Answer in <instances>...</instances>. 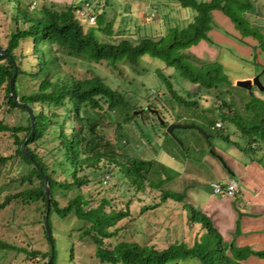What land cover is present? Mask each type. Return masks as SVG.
<instances>
[{
	"label": "trees",
	"instance_id": "obj_1",
	"mask_svg": "<svg viewBox=\"0 0 264 264\" xmlns=\"http://www.w3.org/2000/svg\"><path fill=\"white\" fill-rule=\"evenodd\" d=\"M172 2L177 3L180 11H184L183 15L186 11L191 13L188 18L180 20L189 19L188 24H174L163 36L145 35L135 39L128 36L129 39L118 40V35L112 33L110 24L106 23L102 28L86 23L87 18L95 15L96 9H90L88 17L82 19L77 15L79 8L74 4L63 9L56 7L58 4L54 3L38 6L34 0H0V12L3 13L2 4L8 3L13 7L15 14L11 16V20L16 24V29L10 34L6 45L0 43V48L8 54L0 56V107L7 112L21 110L26 116V124L17 127L9 126L0 119V134L7 136L13 148L10 155L0 156V169L8 161L19 158L31 168L28 173L18 177H4L2 186H13L17 191L7 195L0 202V211L10 205H42L40 226L47 246L46 250L42 251L30 243L31 239L26 247L0 239V252L22 255L23 264H45L50 255L43 225L47 207L43 179L21 152V146L31 132L30 119L25 109L15 105L9 90L15 62L17 75L14 90L19 101L30 106L34 113V132L26 143V149L49 182L48 225L54 249L51 264H57L59 246L56 237L58 235L50 226L51 214H55L59 219L73 214L77 220L87 222L88 225L81 231L78 240L86 239L91 243L94 257L101 264H179L188 259H196L200 264H246L251 257L264 260V251H255L247 243L240 245L236 239L232 240L233 237L226 240L209 215L185 201V191L166 188L169 180L164 175L165 167L155 161L125 157L117 152L108 140L102 143L99 133L103 124L115 120V129L119 130L122 125L130 124L135 118L131 111L142 109L136 105H128L125 94L118 88H111L99 75L89 71L90 76L78 77L64 68L68 61H75L85 64L87 68L103 66L115 72L119 71L120 66L137 67L140 65V57L149 55L162 63L163 70H175L191 84L205 86L209 91L214 90L222 83L229 82L221 69L226 60L223 58V62L207 64L211 68L205 72L203 54L200 57L195 56L191 49L202 44L214 51L219 49L222 45L214 42L210 33L221 28L224 35L250 48L253 67L264 69V26L248 21L246 17L254 3H264V0ZM215 13H220L228 20L235 34L218 23L214 18ZM19 23L25 24L26 28H19ZM99 34L104 35L106 39ZM24 41H30L32 44L30 59L21 51V43ZM26 58L27 61L23 64L22 61ZM226 64L229 65V62ZM157 71L156 76L166 84L167 92L164 94L175 101L177 99V103H181V110H189V104L196 105L199 102L197 98L186 102L182 97H178L171 87L169 76L162 75L160 69ZM20 77L36 81L37 89L33 93L20 96ZM222 97L219 93L213 95V101L219 105L218 110L214 111L216 116L225 115L232 118L234 124H241L239 115L232 110L233 100L227 101ZM222 108L227 109L226 114ZM151 110L156 111L165 125L172 121L181 122V119L188 116V113L179 112L175 115L177 119L167 121L161 117L157 107L148 106L147 111ZM255 112L261 114L263 109ZM69 122L72 124L67 130ZM215 122L216 118L212 120L211 126H214ZM263 126L264 117L261 125L243 127L242 133L247 135L252 130L251 141L260 139L264 143V131L260 133L257 130L263 129ZM223 140L231 142L229 139ZM49 143H53L52 147ZM106 180L109 181V189L113 190L114 194L108 199L103 196L96 205H92L93 201L84 196V188L94 187L97 194H103ZM123 185H126L128 190H134L136 194H143L146 189H149L148 192L157 190L152 204L144 205L140 209V216L165 206L168 202L176 205L174 210L183 213L181 236L170 239L164 248L118 238L125 227L117 228L115 225L131 216V200L121 201L125 209L118 211L113 205L114 201L120 198L116 190L119 191ZM70 190H75L78 196L66 204H61L59 195ZM74 247L75 245L70 249V260L74 258Z\"/></svg>",
	"mask_w": 264,
	"mask_h": 264
},
{
	"label": "rangeland",
	"instance_id": "obj_2",
	"mask_svg": "<svg viewBox=\"0 0 264 264\" xmlns=\"http://www.w3.org/2000/svg\"><path fill=\"white\" fill-rule=\"evenodd\" d=\"M33 1V0H30ZM36 5L41 6L44 4H58L56 7L65 8L69 5H76L82 7L77 11V15L82 19L88 17L87 13L90 9H96L95 15L90 16L94 20L87 18V24L90 26L104 27L110 24L112 33L118 35V40L132 39L141 37L143 35H153L155 33L148 31L149 25L154 24V20L157 18L156 9L149 4L152 3L150 0H34ZM173 3V12H178V21L176 24L186 25L189 19L186 21H180L181 19L188 18L189 12H185L189 15H183L184 11H180L177 7V3ZM158 6V5H157ZM256 7V6H255ZM0 12V43L6 45L7 40L11 33L16 29V24L11 20V16L15 14L12 6L8 3L2 4ZM158 9V7H157ZM176 9V10H175ZM264 8L259 9V16L255 14L256 10L246 14L248 21L256 24H262L264 26V16H262ZM175 14V13H174ZM95 16V17H94ZM222 17V16H221ZM96 18V20H95ZM133 18L136 19L135 28L133 32ZM223 18V17H222ZM246 19V18H245ZM149 21V22H146ZM191 21V19H190ZM218 23L230 33H234L231 24L226 18ZM146 23V24H145ZM156 23L153 25L155 26ZM19 28H26L23 23L18 24ZM132 27V29H131ZM168 29V28H167ZM167 29H162L161 32L156 31V35L163 36L167 33ZM221 28L215 32L210 33V37L214 42L222 45L216 51L211 50L206 44H202L197 48L191 49V53L195 56H204L203 64L205 72L211 68L207 64H216L223 62L222 59L229 62H223L221 65L222 72L226 75L229 80L228 83H222L217 89L206 90L205 86H197L191 84L188 80L184 79L175 70L165 71L162 68V63L157 59L149 55L140 57L139 66L134 67L132 65L120 66L119 71L112 72L111 70L97 66L93 69L87 68L83 63L68 61V64L64 66L65 70L78 77L90 76L89 71L94 75H99L105 83L110 85L111 88L119 89L125 94L126 103L128 105H136L142 110H133L131 114L135 117L132 119L130 124L122 125V128L115 129V120H111L103 124L102 131L99 133V138L102 143L104 140H108L112 147L123 156H129L130 158H140L147 161H155L157 164L162 165L164 168V175L168 177V184L166 188L177 191H185V201L196 207L198 210L206 213L211 218L208 202L210 205L219 198L212 196L209 189L208 182L211 178H218L217 172H220L223 176H228L230 173L224 169L221 163L215 158L213 153L220 156L225 161L228 168L232 170L231 158L236 159L242 167H246L249 172V168L258 169L264 177V143L262 140L251 141V133H242L243 127H252L260 124L264 117V92H259L254 87L251 91L237 87V81L246 80L252 78L254 74L260 75V82L264 86V69L260 67H253V56L250 55V48L243 46L230 39V36L224 35ZM223 29V30H224ZM100 35V34H99ZM105 38L104 35H100ZM231 41H233L231 43ZM250 42V41H249ZM251 43V42H250ZM32 44L30 41H24L21 43V51L28 55V59L31 57ZM19 52V51H18ZM212 57L211 59L209 58ZM264 58H262L263 60ZM27 61V58L23 60V64ZM234 62L236 64H234ZM158 69L162 71V75H168L171 87L177 93L178 97H182L186 102L193 101L196 99L199 101L196 105L189 104V110L186 108H180L181 103H177L166 93V84L159 79ZM204 72V73H205ZM161 80V81H160ZM19 95H27L33 93L37 89V82L33 79L26 77H20L18 80ZM209 92V94H207ZM219 93V96L229 101L233 100V107L236 115L240 117L241 124H234L232 118L223 116H216V112L219 105L213 101V95ZM0 93V104H1ZM166 95V96H164ZM212 96V97H211ZM190 100V101H189ZM154 106L159 109L161 117L175 120V115L179 112L188 113L187 117L181 119L180 123H194L200 128L205 129L204 131L210 135L208 141L205 137L200 135L193 129H175L173 134L175 138L181 143L179 144L168 134L165 133L163 127H161L159 120L154 116V111H145L148 106ZM106 105L104 106V108ZM261 114H257L255 111H261ZM225 114L227 109H223ZM142 111L140 114L139 112ZM137 112V113H136ZM254 115L256 116L254 118ZM219 118L223 122L222 129H210L212 120ZM0 119H3L4 123L9 126H20L26 124V116L21 110H12L7 112L0 107ZM145 119V121H144ZM190 123V124H191ZM69 122L66 129H69ZM244 124V125H243ZM263 129H257L260 133H263ZM221 139H229L230 142H224ZM56 143L58 141H55ZM214 145L212 152L208 148V143ZM230 143V144H229ZM252 143L255 148L250 149ZM50 144V143H49ZM53 143L50 144L52 147ZM48 146V145H46ZM13 152L11 142L7 139V136L0 134V156H8ZM213 164L217 165L218 169H215ZM30 166L25 164L20 158L8 161L3 168L0 169V202L3 199L17 190L13 186L4 187L2 182L4 177H18L22 174H26L30 171ZM213 169V170H211ZM231 170V171H232ZM257 170V171H258ZM233 172V171H232ZM244 172V171H243ZM177 175H179L177 177ZM235 180V179H233ZM238 182V181H237ZM109 181L106 180L104 184L105 193L97 194L94 187L84 188V196L92 202V205H96L101 197L111 198L114 194L113 190L109 189ZM238 185V194L244 189L245 191L252 194L247 187ZM241 187V188H240ZM19 190V189H18ZM147 193L136 194L134 190H128L126 185H123L121 189L116 193L119 195V199L114 201V206L117 211L125 209L121 201L131 200L129 206L130 217L125 218L118 222L115 227L119 228L124 226L125 229L120 232L118 238H124L128 241H139L145 244H155L159 248L166 247V243L171 239L179 238L182 234V223L183 213L175 211L172 202H168L165 206L156 208L145 212L144 215L140 216V209L144 205L152 204V199L155 198L157 190H152ZM236 194V207L240 205V198ZM78 196L75 190L66 191L59 195L61 204H66L69 200ZM233 199V198H231ZM227 204L230 199L226 198ZM221 210H227L225 214L222 213V218L218 217L217 221L213 220L216 227L223 235L226 240H237L241 245L244 244V238L249 239L252 236H256L257 233H262L260 229L251 231L249 236H244L243 231L237 225L236 220L243 218L239 216V212H235V206L227 208L220 206ZM42 205H10L4 210L0 211V239L7 241L11 244H15L19 247H26L30 243H33L34 247L45 251L47 246L43 232L41 230L40 221L42 219ZM243 210V211H242ZM240 213L253 211L247 207H244ZM229 211V212H228ZM234 217V220H233ZM88 223L79 221L73 214L66 216L64 219H59L55 214L50 216V226L52 231L57 233L58 236V260L57 264H101L99 260L94 257V249L90 242L86 239L78 240L81 231L87 226ZM20 226V228H18ZM231 231V232H230ZM257 242H261L259 239ZM263 243V240L262 242ZM237 244V243H236ZM248 244V242H247ZM249 244H252L249 241ZM74 247V258L70 260V249ZM253 245V244H252ZM251 247V246H250ZM258 251H264V247ZM24 257L17 256L14 253L0 252V264H23ZM179 264H200L196 259H188L184 263ZM246 264H264V260L259 258L251 257Z\"/></svg>",
	"mask_w": 264,
	"mask_h": 264
},
{
	"label": "crops",
	"instance_id": "obj_3",
	"mask_svg": "<svg viewBox=\"0 0 264 264\" xmlns=\"http://www.w3.org/2000/svg\"><path fill=\"white\" fill-rule=\"evenodd\" d=\"M49 1H52V0H49ZM151 2L152 3H150L149 5L153 6L156 9L157 18L154 20V24L156 23L155 26H153L154 24L149 25V23H148V31L155 33L154 36H160L159 34L156 35V31L160 33L162 29H167V28L173 26L174 24H176V21H178L180 18H178V12H176V11L173 12V10H172L173 9L172 0H152ZM157 7H158V9H157ZM261 7L264 8L263 2L254 3L252 6V9L250 11H248L247 14L251 11H254V9H255L256 10L255 14L257 16H259L260 15L259 9L261 11ZM78 8L81 9L82 7H78ZM261 13H262V16H264V11H262ZM221 16L222 15L220 13H215L214 18L216 20L218 19L219 21L222 22L224 17L222 16L223 17L222 18ZM135 21H136V19L133 18V22H132L133 29L131 27L133 32L135 29L136 30L140 29V28H135V26H136ZM146 22H149V21H146ZM143 36H145V35H143ZM151 36H153V35H151ZM234 64H236V63L234 62ZM172 122H170V123H172ZM218 122L222 124V127L217 128V129H222L223 128L222 121L219 120V118H216L215 124ZM175 123H180V122H175ZM181 124H187V123H181ZM215 124H214V126L210 125L209 128L214 129ZM203 130H205V129H203ZM221 140H223V139H221ZM224 142H227V141H224ZM253 145H256V143H252V146L250 149L255 148ZM220 156H221V154H220ZM230 160H231L230 164L232 165L233 170L230 167H229V169L232 170L234 174L232 176L231 175L223 176L220 172H217L218 178H211L208 182H216L219 185H221V187L225 188L231 179H235L236 182L238 181L237 184L239 183L241 186L247 187V189L253 193L250 194L249 192L245 191L244 189H242L239 192V194L237 192L238 197H241V198H240V202H239L240 205H238L239 207H236V203H234V201H235L237 195H235L233 197V199L225 197L224 195L217 196V195L213 194V192L210 188V185H209L211 195L216 196L219 199H217L215 201L211 200V202H213L211 205H210V202H208L207 208H209L210 213H212V216H214V217H212V220H216V221H217L218 217L222 218V213L225 214V212H227L226 209H224L223 212L220 211L221 210L220 206H223V208L224 207L232 208V206H235L236 209H238L239 211L244 209V207L252 209L253 211L250 210V212H247V211L243 212V214L241 215V217H243V218H240V220H238V221L236 220V222H237V225L239 226V228L244 232L243 235L245 237L251 235V234H249L251 231H253L255 229L262 228V229H260L262 233L256 232L255 237L252 236L249 239L244 238V242L245 243L248 242V244H249V241H250L253 245L249 244V246H251V248H253L255 251H257L260 248L264 247V177L258 169L251 167L248 169L249 170V172H248L246 170V167H243L242 169H240V167H242L243 165H241L239 162H237L236 159L231 158ZM213 166L215 169H218L217 165L213 164ZM211 170H213V169H211ZM226 198L230 199L231 202H229V204H227ZM233 220H234V217H233ZM214 225L216 227H218L215 224V222H214ZM258 239L261 242L263 240V243L257 242Z\"/></svg>",
	"mask_w": 264,
	"mask_h": 264
},
{
	"label": "water",
	"instance_id": "obj_4",
	"mask_svg": "<svg viewBox=\"0 0 264 264\" xmlns=\"http://www.w3.org/2000/svg\"><path fill=\"white\" fill-rule=\"evenodd\" d=\"M0 56H8V54L3 49L0 48ZM13 67H14V71H13V74H12L10 81H9V90H10V95L13 98L15 105H17L20 108L25 109V111L27 112V115L30 119L31 132L28 135V137L25 139V141L23 142V144L21 146V152L31 162L32 166L38 171V173L41 175V177L43 179V193H44V196L46 199V206H47L46 210H45L43 225H44V229L46 232V236H47V239L49 242V248H50V255H49V258L45 264H51V262L54 258V249H53V240H52L51 230H50V227L48 225V212H49V203H50L49 182H48L46 175L42 173L40 167L37 165L36 161L33 159L31 154L26 149V143L28 142V140L30 139L31 135L34 132V113H33V109L30 106H28L25 103L20 102L18 99V96L14 90L15 78L17 75L15 62H13ZM259 78H260V75L257 74V75H254L252 78L237 81L236 85H237V87H241V88L247 90L248 92L251 91L252 87H254L259 92H264V86L261 84ZM145 110H148V108H146ZM139 113L141 114L142 111H140ZM154 114L158 118L160 125L161 126L165 125L164 121L157 115V113L155 111H154ZM175 129H193V130L197 131L200 135L205 137L207 141H208V138L210 137V135L208 133H206L202 128H200L199 126H197L193 123H191V124L190 123L189 124L188 123L187 124H181V123H175V122L169 123L168 125L165 126V133L168 134L175 141H177L179 144H181V143L175 138V136L173 134V131ZM211 152H212V150L210 149V153ZM212 155L215 156V158L219 161V163L222 164L224 169L226 171H228V173H230L231 176L234 174L228 168L225 161L220 156H217V154H215V153H213ZM235 211L239 212V216H241L243 214V213H240V211L236 208H235Z\"/></svg>",
	"mask_w": 264,
	"mask_h": 264
},
{
	"label": "built area",
	"instance_id": "obj_5",
	"mask_svg": "<svg viewBox=\"0 0 264 264\" xmlns=\"http://www.w3.org/2000/svg\"><path fill=\"white\" fill-rule=\"evenodd\" d=\"M89 20L93 21L94 19L90 17ZM221 127H222L221 123L218 122L215 124V128H221ZM209 185H210V188L213 194L217 196L224 195L225 197L233 198L238 192L237 182L236 180H233V179L230 180V182L226 185L225 188L221 187V185H219L216 182H210Z\"/></svg>",
	"mask_w": 264,
	"mask_h": 264
},
{
	"label": "flooded vegetation",
	"instance_id": "obj_6",
	"mask_svg": "<svg viewBox=\"0 0 264 264\" xmlns=\"http://www.w3.org/2000/svg\"><path fill=\"white\" fill-rule=\"evenodd\" d=\"M254 75H257V74H254ZM151 111H155V110H151ZM156 112V111H155ZM165 126L166 125H163L162 127L164 128V130H165ZM214 146L212 145V144H210V142L208 143V148L209 149H212Z\"/></svg>",
	"mask_w": 264,
	"mask_h": 264
}]
</instances>
